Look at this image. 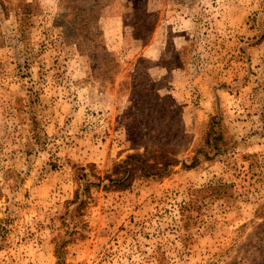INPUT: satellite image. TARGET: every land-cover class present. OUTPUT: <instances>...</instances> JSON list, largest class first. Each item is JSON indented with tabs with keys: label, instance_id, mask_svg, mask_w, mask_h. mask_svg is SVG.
Returning a JSON list of instances; mask_svg holds the SVG:
<instances>
[{
	"label": "rangeland",
	"instance_id": "rangeland-1",
	"mask_svg": "<svg viewBox=\"0 0 264 264\" xmlns=\"http://www.w3.org/2000/svg\"><path fill=\"white\" fill-rule=\"evenodd\" d=\"M0 264H264V0H0Z\"/></svg>",
	"mask_w": 264,
	"mask_h": 264
}]
</instances>
